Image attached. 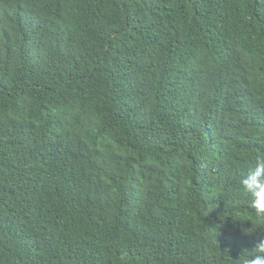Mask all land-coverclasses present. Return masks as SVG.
I'll return each instance as SVG.
<instances>
[{"label":"trees","instance_id":"16d2710c","mask_svg":"<svg viewBox=\"0 0 264 264\" xmlns=\"http://www.w3.org/2000/svg\"><path fill=\"white\" fill-rule=\"evenodd\" d=\"M258 156L264 0H0V264H241Z\"/></svg>","mask_w":264,"mask_h":264},{"label":"clouds","instance_id":"9594fccd","mask_svg":"<svg viewBox=\"0 0 264 264\" xmlns=\"http://www.w3.org/2000/svg\"><path fill=\"white\" fill-rule=\"evenodd\" d=\"M244 192L251 197V207L256 217L264 221V156H258L255 166L241 180ZM258 254L245 256L241 264H264V239L254 247Z\"/></svg>","mask_w":264,"mask_h":264}]
</instances>
